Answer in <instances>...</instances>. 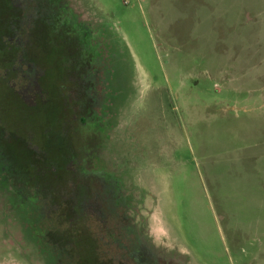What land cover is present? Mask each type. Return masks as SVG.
<instances>
[{"label": "rangeland", "instance_id": "rangeland-1", "mask_svg": "<svg viewBox=\"0 0 264 264\" xmlns=\"http://www.w3.org/2000/svg\"><path fill=\"white\" fill-rule=\"evenodd\" d=\"M25 5L0 35V264L86 240L105 264H264V0Z\"/></svg>", "mask_w": 264, "mask_h": 264}, {"label": "trees", "instance_id": "trees-1", "mask_svg": "<svg viewBox=\"0 0 264 264\" xmlns=\"http://www.w3.org/2000/svg\"><path fill=\"white\" fill-rule=\"evenodd\" d=\"M26 0H0V22L4 21L2 24V29H0V35L2 36L1 40H4V43L6 47L13 48L14 45L12 43L14 42L13 36H9L16 33L18 30H23L22 28L23 23L22 20H24V16L26 14ZM38 3L41 5L39 7L40 10L37 11L36 16H32V20H39L42 18H46L48 13H52V9H50V0H37ZM43 5V6H42ZM45 10V13L43 12ZM52 10V11H51ZM43 12V13H42ZM30 19V17H28ZM28 20V19H27ZM51 26V30H52ZM62 40V39H61ZM62 42V41H61ZM34 47L37 46L35 43H33ZM19 47H16L14 49L20 50L21 56L18 62L20 61V65H26L28 67V72L31 74V71H33V64L25 63L26 61L23 60L24 54L26 51V48H24V44L18 45ZM6 49V48H5ZM28 54L25 55V58L27 59ZM30 56L33 59V54H30ZM24 58V59H25ZM29 61V60H27ZM17 65V63H16ZM33 75V74H31ZM73 210L75 212H78V215L80 214V206L76 205L74 206ZM87 223V222H86ZM89 227V225H87ZM86 240V239H85ZM86 244L81 245L80 242L78 243V251L73 253L72 256L66 253V258L68 257V261L70 264H105V260H103V256L101 253V250H99V247L93 243H89L87 240L84 241ZM75 251V247L73 249ZM108 264H113L112 260H107Z\"/></svg>", "mask_w": 264, "mask_h": 264}, {"label": "flooded vegetation", "instance_id": "flooded-vegetation-1", "mask_svg": "<svg viewBox=\"0 0 264 264\" xmlns=\"http://www.w3.org/2000/svg\"><path fill=\"white\" fill-rule=\"evenodd\" d=\"M70 54H68V56H69ZM66 56V55H65ZM67 60V59H66ZM70 62H72L71 61V58L70 59H68ZM67 60V61H68ZM69 63V62H68ZM34 65V64H33ZM70 66H71V68H72V66L73 65H71V63L69 64ZM64 67V69H65V66H63ZM38 70H37V67L34 65V67H33V71H31V74H33V75H31L32 76V78H33V76L35 77L37 74H38ZM75 72V71H74ZM43 75H44V72H43ZM38 81V79L36 80V82ZM78 81L76 82L75 80L74 81H71V83H66V82H64V81H61L60 82V86L61 87H63V88H66L67 87V85L66 84H69V86L71 85V87H70V89H71V91H72V94H75V96H77L78 95V92H76L75 91V89H76V86L75 85H78ZM39 84V83H38ZM70 93L71 92H68V93H65V95H64V98H65V101H64V103L65 104H70V105H72V102L74 101V99L73 98H75V96L72 98L71 97V95H70ZM81 99V98H80ZM82 106V105H81ZM73 110V109H72ZM76 111H78V107H76L75 108V113H74V111L72 112V116H73V114L75 115V116H77V112ZM82 116H86V115H82ZM80 117V121L83 123V124H87V118L86 117ZM43 177H46L45 175H43Z\"/></svg>", "mask_w": 264, "mask_h": 264}]
</instances>
